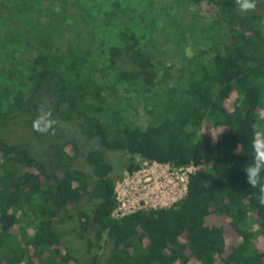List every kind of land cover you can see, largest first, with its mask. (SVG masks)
Listing matches in <instances>:
<instances>
[{"label":"trees","instance_id":"16d2710c","mask_svg":"<svg viewBox=\"0 0 264 264\" xmlns=\"http://www.w3.org/2000/svg\"><path fill=\"white\" fill-rule=\"evenodd\" d=\"M33 1L44 0H15V19L2 23L0 48L12 46L18 58L7 53L12 61L0 77V119L17 113L33 121L45 104L74 138L96 148L82 152L66 136L57 139L56 166L48 170L30 148L0 138V264H98L104 238L111 249L105 264H264V207L242 171L251 161L254 131L264 130V16L257 13L264 0L244 17L234 0H207L225 36L214 41L208 63L190 58L188 74L178 72L180 84L163 91L155 89L166 84L170 69L144 50L130 23L99 67L89 47L57 44L56 35L75 14L67 16L53 0L46 21L21 26L17 19ZM173 1L188 7L201 0ZM72 5L80 15L82 6ZM3 8L1 2L0 18ZM113 17L111 11L107 18ZM169 22L166 42L191 34L173 18ZM147 26L156 28L153 20ZM109 73L140 97L143 127L128 112L139 101L109 88ZM8 83H15L14 91ZM49 134L55 138L56 129ZM113 153L126 154L120 170L127 175L139 171L137 157L206 169L188 176L184 197L170 207L115 218L121 175L109 162ZM66 235L76 242L67 244Z\"/></svg>","mask_w":264,"mask_h":264},{"label":"rangeland","instance_id":"374dc122","mask_svg":"<svg viewBox=\"0 0 264 264\" xmlns=\"http://www.w3.org/2000/svg\"><path fill=\"white\" fill-rule=\"evenodd\" d=\"M54 6L65 8L66 15H74L69 22L63 24L62 32L60 35H56L58 40L57 44L65 43H79L82 46H87L94 53L95 63L99 67H105L107 58V49L109 46L118 45L121 41L123 26L130 23L142 42L144 50L147 52H152L155 54L156 61L163 64L165 68H169L170 72L165 85L159 86L155 90H164L165 88L180 84L177 81V75L179 70L187 72V64L190 62V58L194 57L204 64L210 61L211 55L214 53L215 40H218L220 36H225V26L220 23L219 14L215 8H212L207 0H201L198 5H189L188 7H179L173 0H73L77 2L78 6H82L80 15H77L78 7L76 8L72 5V0H53ZM4 4V8L1 12L0 18V40L4 38L5 24L8 17L15 19L13 13V7L15 0H0V3ZM235 2L236 13L240 17H244L246 13L239 10L238 5ZM51 3L49 0H44L40 2H29L28 10H25L26 14H21L19 16L18 23L22 26H29L30 20L35 23H43L46 21V11L51 8ZM72 5V6H71ZM53 10V9H52ZM113 11L116 16L110 19L107 15ZM125 12V13H121ZM257 13L264 16V10H257ZM169 18H173L175 22H179L181 28H187L189 35L183 41L181 39H175L170 42L165 41V26L168 25ZM153 20L155 22V27H148L147 23ZM217 20L219 23H217ZM109 22V23H108ZM170 23V22H169ZM192 27L194 31L190 29ZM213 27V30H212ZM164 31V32H163ZM169 32V30H167ZM192 31V32H191ZM162 32V33H161ZM172 34V33H171ZM13 47L6 44L4 48H0V77L3 73H7L8 64L12 61L7 53L11 52ZM170 50V52H169ZM14 52V50L12 51ZM189 52L191 54H189ZM11 54V53H10ZM31 53H27L24 57H27L26 65L31 63L32 56ZM15 58H18V53L13 54ZM20 55V54H19ZM23 56V55H22ZM31 57V58H30ZM187 68V69H186ZM158 78L163 75V70L161 68L157 69ZM15 76V71H12ZM110 74V73H109ZM108 74V85L109 88H113L117 94H120V98H136L139 102H131L129 104L128 112L134 122L138 124L139 127L145 125V115L143 114L141 99L139 96L132 93L127 86H121L115 83V79L112 74ZM10 85V90L14 91L15 83ZM129 90V91H128ZM112 91L109 89L106 94H110ZM113 92V93H116ZM115 97H110L111 101H114ZM125 107V106H124ZM32 120L27 118L25 115L14 114H3L0 119V138L7 143L11 144H21L30 148L37 158L45 164L48 170L53 169L56 166L55 162V152L54 143L57 139H65L73 141L79 146L82 152H88L95 149L94 143L82 142L79 139L74 138L70 130L64 128V126L59 125L56 128V137L53 138L51 134H41L33 130ZM61 129H63L62 132ZM73 136V137H72ZM126 157L124 153H113L108 156L109 162L115 167L116 173L121 175V180L116 185V191L119 194V198L126 203L124 212L130 213L138 209H150V208H168L176 201L180 200L185 195V180L184 175L181 173L168 174L163 168H157L155 171L151 169L152 164L142 162L138 157L135 161L140 165L138 172L144 171L145 173H135L138 174L136 178L132 179V175H127L122 172V159ZM121 169V170H120ZM203 170L206 168L203 167ZM134 175V174H133ZM155 176H159L160 179H154ZM150 185L156 184L154 181L157 180L158 185L164 187L165 193L158 196L159 201L153 204L149 200L144 204L140 201V197L144 198V192L142 195L136 193L135 196L131 195L133 191L132 188L138 189V183L142 180H149ZM165 179V180H164ZM139 180V181H138ZM138 181V182H137ZM141 184L144 185L143 181ZM135 186V187H134ZM149 192V191H148ZM155 196L150 195L149 199H154ZM71 215L75 214V209L71 210ZM74 230H78L76 225H74ZM70 229L71 227L68 226ZM67 228V229H68ZM66 231V227H64ZM68 229V230H69ZM256 229V228H255ZM67 232V231H66ZM75 233V232H74ZM71 231L69 235L71 236ZM66 243L76 242L75 239L66 235L64 239ZM105 238L99 243L101 249L99 250V260L98 264H105L106 259L110 255L111 249L109 245L105 243ZM76 247L78 244L75 243ZM82 248L83 245L81 244ZM78 251V250H77ZM79 252V251H78Z\"/></svg>","mask_w":264,"mask_h":264},{"label":"clouds","instance_id":"9594fccd","mask_svg":"<svg viewBox=\"0 0 264 264\" xmlns=\"http://www.w3.org/2000/svg\"><path fill=\"white\" fill-rule=\"evenodd\" d=\"M239 10L243 13L252 12L256 8V0H236ZM189 54H191L189 52ZM59 122L53 118L52 111L45 104L37 108V116L32 122L33 130L41 134H55ZM242 171L257 203L264 207V130L254 131L251 139V161L246 163Z\"/></svg>","mask_w":264,"mask_h":264},{"label":"built area","instance_id":"2783aa9c","mask_svg":"<svg viewBox=\"0 0 264 264\" xmlns=\"http://www.w3.org/2000/svg\"><path fill=\"white\" fill-rule=\"evenodd\" d=\"M163 168V169H165L166 171H167V173L168 174H171V175H175V174H177V173H181L182 175H184V180L186 181L185 182V184H187V179H188V176L190 175V174H192V173H194L195 171H197V170H203L202 168L204 167V166H197V167H194V166H189V167H187V168H172V167H169V166H166V165H159V164H156V163H153L152 164V167H151V169L153 170V171H155L157 168ZM138 172V171H137ZM136 172V173H137ZM139 173H142V175L145 173L144 171H142V172H138V174ZM134 174V175H133ZM132 174V179L131 180H133L134 178H136L137 177V175L138 174H135V173H133ZM154 179H157V180H159L160 179V177L159 176H155V178ZM151 180V178H149V180H142L143 181V183H144V185L143 184H141V182H139L138 183V186H139V188L138 189H136V188H132L131 187V191H133V193L131 194V195H133V196H135L136 195V193L137 194H139V195H142V193L144 192V194H145V196H144V198L142 197H140V201H142V202H144V204H147L148 202H146L145 200L147 199V200H149V201H151L153 204H155V203H157L158 201H159V198H158V196L159 195H161V194H163V193H165V191H164V187L163 186H161V185H158V181L157 180H155L154 182L156 183V184H154V186L153 185H150L149 183H148V181H150ZM165 180V179H164ZM139 181V180H138ZM137 181V182H138ZM135 187V186H134ZM184 187H185V192H186V185H184ZM115 191H116V188H115ZM149 191V192H148ZM116 195H117V201H118V207L116 208V210L113 212V217H115V218H119V217H122V216H124V215H126V212H124L125 210H126V208H125V205H126V203H128L129 202V200H128V202H124L123 200H124V198H123V200H121L119 197V194L117 193V191H116ZM150 195H153V196H155L154 197V199L152 200V199H149V196ZM160 208H162V207H160ZM138 210H144V209H138ZM138 210H135V211H138ZM135 211H131L130 213H133V212H135ZM130 213H127V214H130Z\"/></svg>","mask_w":264,"mask_h":264}]
</instances>
